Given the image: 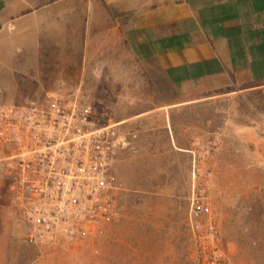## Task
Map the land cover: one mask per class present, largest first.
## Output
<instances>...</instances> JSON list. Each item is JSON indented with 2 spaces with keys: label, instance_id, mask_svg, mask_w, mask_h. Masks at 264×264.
I'll return each mask as SVG.
<instances>
[{
  "label": "rangeland",
  "instance_id": "obj_1",
  "mask_svg": "<svg viewBox=\"0 0 264 264\" xmlns=\"http://www.w3.org/2000/svg\"><path fill=\"white\" fill-rule=\"evenodd\" d=\"M17 52L15 60L24 62ZM153 76L143 68L141 81L128 75L126 89L59 90L51 83L32 87L20 69L7 71L0 107L51 97L77 101L95 125H118L127 144L114 169L122 188L116 215L52 245L23 240L26 224L0 164V264H197L190 222L197 195L212 205L224 262L264 264V87L205 92L198 112L167 114L163 107L138 118L154 101L179 97Z\"/></svg>",
  "mask_w": 264,
  "mask_h": 264
},
{
  "label": "crops",
  "instance_id": "obj_2",
  "mask_svg": "<svg viewBox=\"0 0 264 264\" xmlns=\"http://www.w3.org/2000/svg\"><path fill=\"white\" fill-rule=\"evenodd\" d=\"M10 68L35 88L101 91L144 68L179 97L136 117L198 112L205 92L264 87V0H0V80Z\"/></svg>",
  "mask_w": 264,
  "mask_h": 264
},
{
  "label": "built area",
  "instance_id": "obj_3",
  "mask_svg": "<svg viewBox=\"0 0 264 264\" xmlns=\"http://www.w3.org/2000/svg\"><path fill=\"white\" fill-rule=\"evenodd\" d=\"M126 144L118 125H95L77 101L51 97L1 106L0 164L26 224L23 240L52 245L111 221L122 190L114 169ZM213 217L211 203L194 196L190 222L197 264H226Z\"/></svg>",
  "mask_w": 264,
  "mask_h": 264
}]
</instances>
